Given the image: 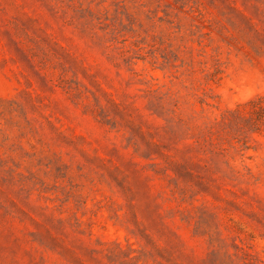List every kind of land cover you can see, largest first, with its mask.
Masks as SVG:
<instances>
[{
	"label": "rangeland",
	"instance_id": "374dc122",
	"mask_svg": "<svg viewBox=\"0 0 264 264\" xmlns=\"http://www.w3.org/2000/svg\"><path fill=\"white\" fill-rule=\"evenodd\" d=\"M259 97L264 0H0V264H264Z\"/></svg>",
	"mask_w": 264,
	"mask_h": 264
},
{
	"label": "trees",
	"instance_id": "16d2710c",
	"mask_svg": "<svg viewBox=\"0 0 264 264\" xmlns=\"http://www.w3.org/2000/svg\"><path fill=\"white\" fill-rule=\"evenodd\" d=\"M246 105L252 107V115L256 116L255 122H261L264 125V99L259 97L249 101ZM232 114H238L239 117L244 118L239 109L232 112Z\"/></svg>",
	"mask_w": 264,
	"mask_h": 264
}]
</instances>
